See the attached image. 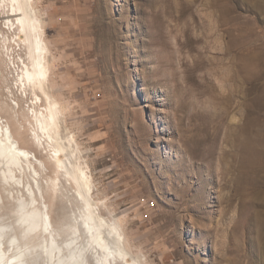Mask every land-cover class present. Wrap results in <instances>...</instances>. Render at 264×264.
<instances>
[{
    "label": "rangeland",
    "instance_id": "obj_1",
    "mask_svg": "<svg viewBox=\"0 0 264 264\" xmlns=\"http://www.w3.org/2000/svg\"><path fill=\"white\" fill-rule=\"evenodd\" d=\"M6 2L0 117L45 165L39 182L57 228L82 206L49 150L30 139V90L26 97L7 90L16 71L8 69L6 47L19 67L27 48L5 28ZM33 6L50 50L52 94L91 176L92 198L120 223L132 254L147 264H264V229L255 221L264 210V0ZM21 193L0 175L10 249V234L21 239ZM31 250L37 261L29 255L28 263L45 264L40 248Z\"/></svg>",
    "mask_w": 264,
    "mask_h": 264
},
{
    "label": "bare ground",
    "instance_id": "obj_2",
    "mask_svg": "<svg viewBox=\"0 0 264 264\" xmlns=\"http://www.w3.org/2000/svg\"><path fill=\"white\" fill-rule=\"evenodd\" d=\"M2 1H7L1 4L7 7L5 28L14 31L16 38L13 43H23L27 48V60L18 57L22 65L19 67L14 64L15 60L6 47L8 69L16 71L11 88L7 90L9 93L12 88L19 90L22 97H26L30 90L33 97L28 105V113L36 123L30 139L37 147L49 150L57 168L65 174L68 184L73 185V193L80 200L82 209L79 214L73 212L69 222H60L57 228L54 226L39 182L45 165L32 151L20 144L10 126L0 117L1 179L11 186V190L15 187L25 191L20 195L15 218L19 222L21 239L14 233L10 234L7 241L11 249L6 248L3 241L10 225L0 221V264H29V255L36 263L37 259H34L31 250L36 246L42 251L45 264H91L88 256L94 264H115L117 261L147 264L142 261L140 254L134 255L127 248L120 223L104 217L92 198L91 176L80 161L75 136L68 128L62 108L52 94L50 50L44 40L42 18L33 6L34 0ZM44 99L46 105L41 107ZM7 105L10 109L18 107L17 101L15 107L11 103ZM23 176H27L28 180L24 181ZM11 194L14 198V194ZM27 206V209L21 211ZM255 221L264 229V210ZM81 226L86 230L84 236L81 234ZM36 236L41 238L32 243Z\"/></svg>",
    "mask_w": 264,
    "mask_h": 264
}]
</instances>
